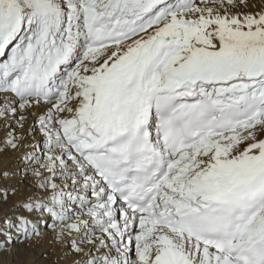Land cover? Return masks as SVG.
Here are the masks:
<instances>
[{
  "label": "snow or ice",
  "instance_id": "obj_1",
  "mask_svg": "<svg viewBox=\"0 0 264 264\" xmlns=\"http://www.w3.org/2000/svg\"><path fill=\"white\" fill-rule=\"evenodd\" d=\"M0 133V264H264V0H0Z\"/></svg>",
  "mask_w": 264,
  "mask_h": 264
},
{
  "label": "bare ground",
  "instance_id": "obj_2",
  "mask_svg": "<svg viewBox=\"0 0 264 264\" xmlns=\"http://www.w3.org/2000/svg\"><path fill=\"white\" fill-rule=\"evenodd\" d=\"M0 135H2V133H0ZM39 138V137H38ZM11 163H12V159H11V156H9V157H7V158H5V157H2V156H0V167H3V166H5V165H11ZM33 254V253H32ZM29 256V255H28ZM32 256V255H31ZM23 258H24V256H23ZM33 258H34V260H33ZM32 258V261H36L35 263L34 262H32V264H40L41 263V261L42 260H39V258H38V254H35V256ZM26 259V258H25ZM27 260H29L30 261V259L28 258ZM26 261V260H25ZM23 263H25V262H23ZM22 263V264H23ZM27 264H29V263H27Z\"/></svg>",
  "mask_w": 264,
  "mask_h": 264
},
{
  "label": "rangeland",
  "instance_id": "obj_3",
  "mask_svg": "<svg viewBox=\"0 0 264 264\" xmlns=\"http://www.w3.org/2000/svg\"><path fill=\"white\" fill-rule=\"evenodd\" d=\"M29 255V256H28ZM32 255V256H31ZM23 256H24V258H23V262H25V263H23V264H27V263H29V264H32V262H36V261H32V258L35 256V254H32V253H24L23 254ZM26 258V259H25ZM30 259V261L29 260H27V259ZM26 260V261H25ZM33 260H34V258H33ZM40 264H48V262L47 261H41V263Z\"/></svg>",
  "mask_w": 264,
  "mask_h": 264
}]
</instances>
